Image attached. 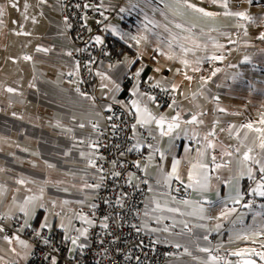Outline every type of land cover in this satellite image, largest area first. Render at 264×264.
I'll return each mask as SVG.
<instances>
[{
  "label": "crops",
  "instance_id": "obj_1",
  "mask_svg": "<svg viewBox=\"0 0 264 264\" xmlns=\"http://www.w3.org/2000/svg\"><path fill=\"white\" fill-rule=\"evenodd\" d=\"M103 2L109 13L115 14H108L107 29L123 48L118 53L119 59H100L95 64L88 93L84 92L77 62L71 54L75 35L61 4L57 0H0V7L4 9L0 15V215L7 223L22 221L31 237L44 230L58 231L65 239L79 237L77 245L71 239L66 240L73 254L80 253L84 247L78 245L86 246L96 220L93 214H78L81 208L92 210L97 193L94 185L100 182L91 164L94 140L105 124L109 105L127 110L134 124L137 117L131 101L136 99L157 117L164 115L170 119L178 112L181 121L191 119L193 114L203 121L202 124L182 122L171 136L163 137L154 123L148 128L137 125L135 136L131 127L136 142L143 141L142 134L151 130L156 139L150 136L149 144L167 156L161 160L155 154L152 160L148 159L142 177L134 179L148 193L140 225L143 232L157 242L172 245L171 264H202L209 254L200 248H210L212 255L223 257L220 264L235 263L241 256H234L233 252L245 249L264 252V197L251 192L259 179L249 187L246 168L241 167L247 150L241 140L246 132L249 137L256 135L242 125L252 123L254 127H264L259 123L264 115V41L258 39L264 33V5L228 0L227 11H247L256 19V23H251L223 15L226 9L220 6L222 0L216 4L210 0H188L197 7L220 13L214 17L187 8L184 0ZM13 3L17 6L12 7ZM25 5H28L26 9ZM121 8L125 11L121 12ZM86 22L95 25L93 18ZM177 24L182 27L177 28ZM38 48L47 51H37ZM26 56L31 59H24ZM213 56L224 59H210ZM182 60H187L188 65L181 63ZM141 68V75L147 80L171 90L175 86V98L170 105L163 107L156 99L149 100L148 96L153 95L139 87L137 95H133L135 87H132L128 88V97L123 96L126 88L123 78ZM196 68L199 71L193 70ZM217 68L220 71L212 76ZM71 75L76 79L72 80ZM113 82L120 85L119 91L114 90ZM9 88L14 91L9 92ZM94 124L98 127L94 128ZM232 125L236 127L231 128ZM213 129L215 136L209 140L215 143L216 149H208L204 157L210 164L211 188L190 189L191 196L183 200L191 203H179L182 200L173 199L170 191L181 183L173 179L171 187L165 185L158 165L163 166L164 172H170L173 159H179V175L183 186L186 185L189 161L196 162V149L204 148L207 141L203 138ZM237 147L239 153L235 152ZM147 150L153 153L152 149ZM225 151L233 155L225 156ZM260 152L257 147L252 155L259 159ZM211 155L216 156L217 163L227 166L216 169L211 164ZM258 167L253 166L255 178L260 174ZM241 171L245 175L241 176ZM237 188L243 194L239 204L229 198L236 195ZM29 197L34 199L26 205V215L20 209ZM156 201L161 205L158 210H154ZM167 208L180 211L169 212ZM233 208L235 211L229 215L216 218ZM157 218L162 219L157 222ZM45 221L50 227L42 226ZM165 227L167 232L163 231ZM77 229H86L87 235L81 236ZM245 233L251 239H236L237 234ZM17 236L30 247L20 244ZM177 244L181 247L177 248ZM31 250L28 237L20 234L13 240L5 239L0 232V264H27ZM251 256L264 264L259 256Z\"/></svg>",
  "mask_w": 264,
  "mask_h": 264
},
{
  "label": "built area",
  "instance_id": "obj_2",
  "mask_svg": "<svg viewBox=\"0 0 264 264\" xmlns=\"http://www.w3.org/2000/svg\"><path fill=\"white\" fill-rule=\"evenodd\" d=\"M57 1L74 32L71 54L77 62L84 92L89 93L88 84L95 64L100 59H119L115 50L116 38L109 33L106 25L108 14H115L109 13L103 0ZM88 18L95 20L94 26L86 22ZM97 35L102 37L103 44L95 42L94 37ZM70 78L73 80L76 76L71 75ZM137 84L153 95L160 106L170 105L175 98L173 90L162 85L153 87L156 83L141 74L136 76L135 72H130L123 78L124 87L132 88ZM109 116L112 117L111 120L108 119ZM131 124L132 117L127 110L120 106L112 107L111 111L106 112L105 124L94 140L96 146L91 164L95 163L93 168L98 172L100 180L92 202L95 207L92 210L81 208L78 214H93L96 220L89 232L88 243L80 253L73 254L70 242L58 231L44 230L31 237L25 231L22 221L7 223L0 215V225L4 227L5 237L13 240L16 235L21 234L31 240L32 250L27 264H51L53 257L57 264H171L170 257L174 252L172 245L155 241L140 226L147 205V189L138 185L134 179L132 184L128 180L130 173L136 178L142 177L150 153L147 147L140 151H126L136 143ZM112 125L118 127L113 128ZM142 137L145 145L150 143L148 133H143ZM136 161L140 162V168L135 167ZM115 172H120V176H115ZM260 175L249 179L248 186H252ZM177 188L180 189L179 192L175 190ZM170 193L176 200H183L190 197L192 191L177 184ZM75 223L78 224V221ZM105 223L108 224L107 228L103 227ZM45 239L48 240L47 244L43 242Z\"/></svg>",
  "mask_w": 264,
  "mask_h": 264
},
{
  "label": "snow or ice",
  "instance_id": "obj_3",
  "mask_svg": "<svg viewBox=\"0 0 264 264\" xmlns=\"http://www.w3.org/2000/svg\"><path fill=\"white\" fill-rule=\"evenodd\" d=\"M42 2H46V0H42ZM210 2L212 4H216L218 2V0H210ZM254 0H247V3L249 5L253 4ZM184 4L186 5L187 8L192 9L195 12L201 13L203 16L206 17H214L217 15H220V13L217 12H212V11H207L206 9L202 8V7H197L195 4L189 3L188 0H184ZM17 5L15 3L12 4V7H16ZM221 7H223L224 9H226V11L223 13V15L225 16H235V17H239L242 20L251 22V23H256V19L249 15V13L247 11H236V12H232V11H227L228 9V0H222V3L220 4ZM28 7V5H25V9ZM79 7V6H78ZM121 12L125 11V9L121 8L120 9ZM4 14V9L2 7H0V15ZM2 22V21H0ZM166 27V26H165ZM177 28L182 27V25L177 24L176 25ZM240 27H244V25H240ZM111 31L113 33H116V29L112 28ZM247 31H245V35H247ZM121 39H123V37L121 36ZM132 39H136V37H132ZM146 39V37H145ZM258 39L264 41V33H261L258 37ZM94 40L97 44H103L104 41L102 39L101 36L97 35L94 37ZM137 43H139V40L136 41ZM169 47H171V45H169ZM183 47V46H181ZM219 47H223L222 45ZM37 51H47V49H40L38 48ZM185 52L188 51V49H184ZM70 54V53H69ZM169 59H172L171 56L168 57ZM24 59L28 60L31 59V57H24ZM210 59L212 60H223L224 57L223 56H213L210 57ZM247 57H245V61H247ZM132 63H135V61H132ZM181 63H183L185 66L188 65V61L187 60H182ZM194 71H199L198 68L193 69ZM143 71V69L141 68L139 71H137L135 73L136 76H139L141 74V72ZM157 71H159V69H157ZM220 69L217 68L215 69V71L212 72V76H215L217 72H219ZM106 79H111L110 77H105ZM187 79L191 80L192 77L190 76H186ZM203 79V78H202ZM115 84V82H113ZM160 84L159 82H157L156 84L153 85V87H159ZM105 87H107V85H105ZM115 91H119L120 90V85L119 84H115ZM167 90V89H165ZM173 90H175V86H173ZM9 92L14 91V89L9 88L8 89ZM138 94V84L137 86L134 88L133 90V95H137ZM140 95H147V93H142ZM195 95V93L193 94ZM149 100H155L154 96H148ZM216 99H219L218 97H216ZM175 103V102H173ZM131 108L135 110V112L133 113L137 119L136 122L134 124L131 125L132 129L134 130V136H135V129L137 128V125H139L140 127L143 128H148L149 125L151 124H155L156 128L159 131V135L161 137L163 136H171L173 132H175L177 129L180 128L181 123H186V124H202L203 121L202 120H198L197 115L193 114L191 119L186 120V121H181V117L180 114L177 112V115L171 117L170 119L167 118L164 115H160L159 117H157L156 115H154L146 105L141 106V103L139 100H132L131 101ZM108 111H111V106H108ZM218 111H225V109L223 108H218ZM202 115V114H201ZM109 120L112 119L111 116L108 117ZM218 123V121L216 122ZM259 123L261 125H264V115H262ZM80 127H84V125H80ZM94 128L98 127L97 125H93ZM113 128L118 127L117 125H112ZM235 125H232L231 128H235ZM243 128L248 129L250 132L255 133L256 135L253 137H249L248 133L246 132L243 136V139L241 140V144L246 147V151L243 153L242 156V160H241V167L242 168H246V174L248 176L249 179H255V176L253 175V166L254 165H258L259 167L257 168V171L261 174L260 178H259V182L256 184V186L254 188L251 189V192L253 194L259 195L260 197H264V127H254L252 123H247L245 125H242ZM149 136H152L153 139H156L155 136L152 135L151 130H149L148 133ZM237 135L239 136V133H237ZM215 136V130L213 129L212 131H210L204 138V141H207L206 145L204 146L203 149L201 148H197V160L195 163H192L191 161H189V163L191 164V167L189 169V174H188V183L186 185H184V187L186 189H193V190H200V191H207L211 188V183H210V164L205 162L204 157H206L208 155V149L211 150H215L216 149V145L212 140H209V137H214ZM193 139H195V135L193 136ZM94 147L96 146L95 144L93 145ZM144 147H147L148 149H152L153 153L149 155L148 159L152 160L154 158L155 154H158L161 158V160H165L167 159V156L165 154V152L160 151V149L152 144H146L142 141V140H137V142L130 148H127L126 151L128 152H132V151H140L142 150ZM259 148L261 150V152L258 154L260 156V158L258 159L256 156L252 155V153L255 151L256 148ZM191 149H187V151H190ZM235 152L239 153L240 152V148L237 147L235 148ZM121 155H124L123 152H121ZM223 155L225 156H232L233 152H229V151H225L223 152ZM211 160V164L215 166L216 169H219L221 167H226V164H221V163H217L216 162V156L215 155H211L210 157ZM115 164V161L113 162ZM181 161L179 159H173L172 165H171V171L170 172H164L163 170V166L162 165H158V167L160 168V171L163 174V183L165 185H167L168 187H171V181L173 179L179 181L182 185L184 184V181L181 179L180 175H179V165H180ZM230 163V161H229ZM92 166L95 167V163H92ZM135 167L140 168V162L136 161L135 162ZM115 176H120V172H115L114 173ZM241 176L245 175L244 171H241L240 173ZM130 179L128 180L129 184H132L133 179H136V177L134 176V174L130 173L129 174ZM144 183H147V181H143ZM20 183H23V181H20ZM158 185L161 184L160 180H157L156 182ZM95 187H99V185H94ZM88 187H92V185H88ZM177 192L180 191L179 188L175 189ZM149 191H152L151 188H149ZM170 194V193H169ZM230 199L233 200L234 203L239 204L241 202V200L243 199V194L239 191V189L237 188L236 190V195L235 196H230ZM34 199L33 197H29L28 200L25 201V206L21 207V211L24 212L26 215L28 214V210L26 208V205L32 200ZM175 199V198H173ZM119 202V201H118ZM179 203H183L185 205L190 204L191 202L188 200H182V201H178ZM156 208L154 210H158L161 208V205L159 203V201H156ZM212 203V202H209ZM250 205H245V207H249ZM93 207H95L93 205ZM262 207H264V205H262ZM167 211L169 212H179L180 209L178 208H167ZM199 211L202 213L204 211V208L201 206ZM235 209H229L226 212H222L220 217H216L217 219H220L223 216H227L229 215L230 212H234ZM193 213H189V215H191ZM145 215H147V212L145 213ZM82 220H85L87 223L91 224L92 222L90 220H87L86 217L84 216H80L79 217ZM203 218V217H202ZM2 219V218H0ZM105 219H107V217H105ZM162 218H157V222H159V220ZM43 227L47 228L50 227V225L47 223V221H45V223L42 225ZM61 227H64L63 224H61ZM104 228L108 227V224L105 223L103 225ZM135 227V226H133ZM185 227H187V225H185ZM202 227V225H201ZM217 229H219L221 227V225H217L216 226ZM4 231V227L2 225H0V232ZM77 231L79 232V234L81 236H86L87 235V230H80L77 229ZM152 231H157V229H152ZM163 231L167 232L168 228L165 227L163 229ZM37 235H39V233H37ZM252 236L257 235V233H252ZM5 239H8V237H5ZM16 239L20 242V244H22L24 247H30L25 241L20 240L19 237L17 236ZM66 239H71V242L73 245H77L78 239L79 237H66ZM204 239H207V236L204 237ZM236 239L238 240H248L251 239V236L247 233H245L244 235H240L237 234ZM45 244L48 243V240H44L43 241ZM80 248L85 247V245L80 244L78 245ZM264 246V245H262ZM177 248L181 247V245L177 244L176 245ZM201 252H206L209 254V258L208 260L202 261V264H220V261H222L224 258L223 257H217L215 255H212V249L210 248H200L199 249ZM14 251V250H13ZM188 250L185 249V252H187ZM189 255H191V253H188ZM234 256H251V255H256L259 256L261 260H264V252H257L255 249H245V250H241L238 252H233L231 253ZM51 264H57L56 259L53 257ZM228 264H231V262H228ZM242 264H256V261L251 260V259H244L242 261Z\"/></svg>",
  "mask_w": 264,
  "mask_h": 264
},
{
  "label": "trees",
  "instance_id": "obj_4",
  "mask_svg": "<svg viewBox=\"0 0 264 264\" xmlns=\"http://www.w3.org/2000/svg\"><path fill=\"white\" fill-rule=\"evenodd\" d=\"M255 3H260V4H263L264 5V0H254ZM123 48V46L119 43V41L116 39V45H115V50L118 53H120V49ZM128 88L126 87L125 88V91L123 92V96L125 98L128 97Z\"/></svg>",
  "mask_w": 264,
  "mask_h": 264
},
{
  "label": "water",
  "instance_id": "obj_5",
  "mask_svg": "<svg viewBox=\"0 0 264 264\" xmlns=\"http://www.w3.org/2000/svg\"><path fill=\"white\" fill-rule=\"evenodd\" d=\"M244 259H251V260L256 261V264H260L259 260L257 258H254L253 256H251V257L250 256L238 257L236 262L233 264H242V261Z\"/></svg>",
  "mask_w": 264,
  "mask_h": 264
}]
</instances>
